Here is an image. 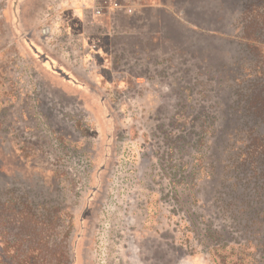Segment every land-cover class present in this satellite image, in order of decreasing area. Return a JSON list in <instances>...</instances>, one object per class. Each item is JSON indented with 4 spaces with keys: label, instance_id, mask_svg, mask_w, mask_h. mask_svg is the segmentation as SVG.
<instances>
[{
    "label": "rangeland",
    "instance_id": "rangeland-1",
    "mask_svg": "<svg viewBox=\"0 0 264 264\" xmlns=\"http://www.w3.org/2000/svg\"><path fill=\"white\" fill-rule=\"evenodd\" d=\"M61 1L0 0V191L61 213L73 264L238 263L197 233L227 225L218 173L190 195L181 178L200 130L227 125L218 65L241 52L214 35L253 1L116 0L99 39Z\"/></svg>",
    "mask_w": 264,
    "mask_h": 264
},
{
    "label": "trees",
    "instance_id": "trees-1",
    "mask_svg": "<svg viewBox=\"0 0 264 264\" xmlns=\"http://www.w3.org/2000/svg\"><path fill=\"white\" fill-rule=\"evenodd\" d=\"M252 1L237 22L227 24L235 35H214L241 52L239 59L218 65V82L230 92L227 125L200 130L197 157L185 164L181 178L190 195L195 183L218 173L214 202L227 225L197 233L217 254L238 245L236 264H264V0ZM6 191H0V264H73L69 243L59 239L61 213H35L20 197L8 202ZM7 249L14 254L8 256Z\"/></svg>",
    "mask_w": 264,
    "mask_h": 264
},
{
    "label": "crops",
    "instance_id": "crops-1",
    "mask_svg": "<svg viewBox=\"0 0 264 264\" xmlns=\"http://www.w3.org/2000/svg\"><path fill=\"white\" fill-rule=\"evenodd\" d=\"M100 0H70V6L66 9L69 19L67 25L71 34L92 36L97 39L104 32L99 34L90 33L93 29H97L100 25V21L104 18H95L91 14V9L95 4H98ZM94 35V36H93ZM97 96V95H95Z\"/></svg>",
    "mask_w": 264,
    "mask_h": 264
},
{
    "label": "built area",
    "instance_id": "built-area-1",
    "mask_svg": "<svg viewBox=\"0 0 264 264\" xmlns=\"http://www.w3.org/2000/svg\"><path fill=\"white\" fill-rule=\"evenodd\" d=\"M70 0H63L61 3L66 4L67 7L70 6ZM95 1V0H94ZM120 5L116 3V0H100L98 4H95L91 9V14L95 18H104L108 15H112V13L119 10ZM127 13H131L130 9H127Z\"/></svg>",
    "mask_w": 264,
    "mask_h": 264
},
{
    "label": "flooded vegetation",
    "instance_id": "flooded-vegetation-1",
    "mask_svg": "<svg viewBox=\"0 0 264 264\" xmlns=\"http://www.w3.org/2000/svg\"><path fill=\"white\" fill-rule=\"evenodd\" d=\"M64 79H67V77L65 76V78Z\"/></svg>",
    "mask_w": 264,
    "mask_h": 264
}]
</instances>
